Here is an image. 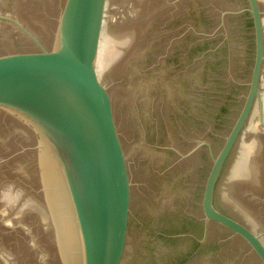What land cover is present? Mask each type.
Masks as SVG:
<instances>
[{
	"label": "water",
	"instance_id": "95a60500",
	"mask_svg": "<svg viewBox=\"0 0 264 264\" xmlns=\"http://www.w3.org/2000/svg\"><path fill=\"white\" fill-rule=\"evenodd\" d=\"M0 264H264V0H0Z\"/></svg>",
	"mask_w": 264,
	"mask_h": 264
}]
</instances>
